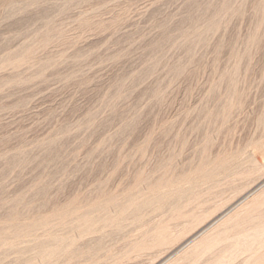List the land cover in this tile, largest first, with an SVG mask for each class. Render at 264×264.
Returning <instances> with one entry per match:
<instances>
[{
  "label": "rangeland",
  "instance_id": "rangeland-1",
  "mask_svg": "<svg viewBox=\"0 0 264 264\" xmlns=\"http://www.w3.org/2000/svg\"><path fill=\"white\" fill-rule=\"evenodd\" d=\"M262 229L264 0H0V264H264Z\"/></svg>",
  "mask_w": 264,
  "mask_h": 264
},
{
  "label": "bare ground",
  "instance_id": "bare-ground-1",
  "mask_svg": "<svg viewBox=\"0 0 264 264\" xmlns=\"http://www.w3.org/2000/svg\"><path fill=\"white\" fill-rule=\"evenodd\" d=\"M22 55H24V54H22ZM25 55H26V54H25ZM22 61H23V60H22ZM159 202H160V201H159ZM142 205H143V204H142ZM260 207H261V206H260ZM87 213H88V212H87ZM88 214H90V213H88ZM88 214H85V215H88ZM57 218H58V217H57ZM86 218H87V217H86ZM86 218H85V219H86ZM87 219H88V218H87ZM46 222H47V221H46ZM85 222H86V221H85ZM92 223H93V222H92ZM92 223H91V224H92ZM78 224H79V223H78ZM262 230H263V229H262ZM260 231H261V230H260ZM263 231H264V230H263ZM258 232H259V230H258ZM246 234H247V233H246ZM255 234H256V233H255ZM260 234L263 235L262 232H260ZM249 235H251V234H249ZM249 235H248V236H249ZM253 235H254V234H253ZM257 235H259V233H258ZM255 237H256V236H255ZM262 237H263V236H262ZM246 238H247V237L245 236V238L241 239V240H243L242 242H244V239H246ZM255 239H256V238H254V237H252V238H251V237H248V238L246 239V243H245V244L253 243V242L255 241ZM212 244H213V243H212ZM237 244H238V243H237ZM254 244H255V243H254ZM246 247H247V246H246ZM252 247H254V246H252ZM205 248H206V247H205ZM242 249H243V247H242ZM242 249H241V250H242ZM197 250H198V249H197ZM241 250H240V251H241ZM198 254H199V253H198ZM198 254H197V255H198ZM260 256H261V255H260Z\"/></svg>",
  "mask_w": 264,
  "mask_h": 264
}]
</instances>
